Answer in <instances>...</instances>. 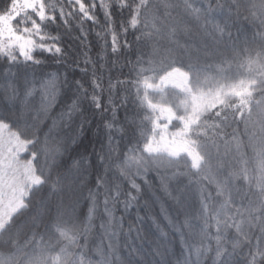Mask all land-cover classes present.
Instances as JSON below:
<instances>
[{
    "label": "snow or ice",
    "instance_id": "obj_1",
    "mask_svg": "<svg viewBox=\"0 0 264 264\" xmlns=\"http://www.w3.org/2000/svg\"><path fill=\"white\" fill-rule=\"evenodd\" d=\"M96 7V0H66L59 6L49 4L46 0H0V101L12 107L19 104L16 111L0 110V245L8 248L4 258L0 259V264H88L73 251V246L81 235L80 229L75 223L71 227L66 226L72 221L75 204L64 209L56 218L59 236L67 241L57 256L49 255L50 250L54 251L50 244L40 246L38 250L33 249L30 253L24 252L25 247L35 244L36 233H33L32 240H26L23 245L13 238V234L18 236L20 232L17 222L31 211L33 197L49 187L53 170L62 169L57 173L56 183L50 185L52 189L60 190L57 185H62L63 180H81L89 167L88 158L84 156H69L65 160L63 157L67 148L63 145L51 146L48 134L41 140L34 130L38 127L36 120L29 123L26 113L30 111V100L34 98L37 84L52 99L61 94V90L67 96L62 117L66 116L69 120L77 116L83 117L85 102L94 109V115L99 113L103 128L107 131V146L110 151L116 150L113 145L119 147L115 135L126 134L125 125L132 129L133 139L136 140V144L130 146L122 160L115 165L118 175L111 181L107 171L105 175L97 176V191L89 190L92 206L86 219L95 210L100 195L104 196V209L109 216L112 215L108 207L110 200L116 201L124 195V207L127 209L137 199L131 191L123 192L118 180H127L131 189L138 193L139 185L133 176H146L149 171H155L165 188V182L175 180L179 184L181 177H187L188 183L183 189L176 188L178 195L173 199L179 209H185L187 198H197V214L204 220L200 235L202 239L209 241L195 250L194 264H208L209 260L210 264H264V141L258 151L259 196L255 201L250 200L243 211H233L231 207L236 195L241 194L232 180L241 173H233L226 180L220 181L215 196L203 187V180L208 177L199 178L206 170L211 172L207 152L209 141L214 142L222 131V125L234 119L237 113L244 117L245 112L250 111L249 105L253 102L257 89L264 96V31L258 33L259 47L247 49L250 68L247 78L237 82H210V78L202 75L203 70L197 64L191 61L185 63L179 56L173 57V48L166 50L167 55L161 58L158 67L153 66V59L147 61V68L137 69L134 64L135 79H117L113 82L109 78L106 89L93 70L91 93L81 80L70 79L67 74L62 79L57 72L45 74L48 79H29V69L33 70L34 77V70L44 67L49 59L57 64L66 62L63 35L59 31L56 34L50 31L54 25L59 27L57 20H64L66 24V17L79 16L82 22L91 20L96 23ZM99 7L104 11L107 25L102 36L97 34L104 41L102 51L106 52L109 47L108 36L111 37L112 54L118 55L123 49L132 47L126 38L134 35L133 43L141 52L137 57V64L144 63L142 57L145 53L139 46H146L148 40H154L158 35H164L177 50L185 48L177 37L181 25L188 20L195 21L206 35L218 40H223L225 35L231 38L226 30L233 20L241 17L253 23L259 22L261 28H264V0H246L244 3L242 0H183L182 4L177 5L165 3L163 19L157 14L158 5L155 0H100ZM66 8L73 11H66ZM169 9H182L184 18L177 20L171 17ZM217 17L221 19L218 20ZM137 32L140 35L136 36ZM82 35L86 39L87 34ZM159 54L157 42L147 55L155 57ZM82 55L85 56L83 63L87 66L91 60L87 52ZM73 63L79 67L78 61L74 60ZM81 72L87 75V67L82 68ZM148 72H155L157 75L148 76ZM160 72L163 74L159 75ZM169 86L178 91L170 93L160 103H153L149 99L148 90L163 92ZM121 90L126 95L118 96ZM105 91L108 93L107 103L101 99ZM129 95L135 96L133 103L137 107L136 116L139 119L130 118L126 112L122 124L118 120V112L121 107L126 108ZM256 104L264 107V101H256ZM145 106L147 114L140 116V112L145 111ZM43 111L46 112L47 108H43ZM107 112L112 113L109 119H105ZM88 122L86 118L81 120L80 131H83ZM209 131L212 132L211 136ZM193 136L196 139H192ZM137 151L140 155L135 154ZM201 152L204 154L201 155ZM22 154L29 158L22 160ZM185 158L191 159L188 171L160 174L161 168H175ZM133 167L136 169L135 173H132ZM191 169H197V172H192ZM192 177L198 178L193 180ZM100 189H103L102 193ZM210 200H218L219 207L209 205L207 202ZM213 220L215 233L211 230ZM32 221L35 223L36 217H32ZM59 226L64 227L60 230ZM230 230H234L233 235H229ZM161 238H164V234H161ZM159 249L160 245L151 250L145 249L143 243L139 247L129 245L126 255L114 252V261L106 259L104 264H164L163 253ZM191 255L193 252L190 250L189 257L185 258L183 264H190ZM21 256L24 257L23 261ZM157 257L161 259L158 260Z\"/></svg>",
    "mask_w": 264,
    "mask_h": 264
},
{
    "label": "trees",
    "instance_id": "obj_2",
    "mask_svg": "<svg viewBox=\"0 0 264 264\" xmlns=\"http://www.w3.org/2000/svg\"><path fill=\"white\" fill-rule=\"evenodd\" d=\"M49 4L57 6L64 4L66 0H46ZM90 2V0H86ZM138 2V0H137ZM215 2V0H213ZM246 0H242V3ZM158 5V15L163 19L164 4L171 3L173 5L182 4L183 0H155ZM97 7L96 23L91 20L81 21L79 16L66 17L67 23L64 20L58 19L50 31L56 34L59 31L63 35L62 43L67 53L66 62L53 63L49 59L44 67H39L34 70L29 69V79L36 80L48 79L45 75L51 72L59 73L61 79L65 74L70 79L81 80L85 88L91 93L92 72L95 70L96 76L100 77L105 89L107 88L109 78L113 82L119 80L135 79L136 73L133 70V65L136 68L149 67L147 61L153 59L154 67L159 66L162 57L167 55V49L173 48L172 56L182 57L185 63L191 61L197 64L202 70V75L205 72L208 75H217L215 80L225 81V76L218 75L215 72L224 63L239 65L242 56H246L245 48H257L260 45L258 33L264 31L259 22L253 23L241 17L239 20H233L230 27L226 30L231 34V38L225 35L223 40L214 39L211 35H206L203 30L196 24L195 21L188 20L180 27L178 39L181 45L185 48L175 49L174 45L170 44L164 35H158L154 40H148L146 46L141 44L139 47L145 53L143 55V64H137V57L141 55L137 45L134 42L135 36H127V40L132 47L123 49L118 55L112 54L110 41L108 36L109 47L107 51H102L103 39L98 37L104 33L107 27L105 24L104 11L99 7L100 0H96ZM198 6V5H197ZM66 11H73L71 8H66ZM171 17L177 20L183 19L182 9H169ZM58 14V13H57ZM218 20L221 17H217ZM166 31V29H165ZM82 33H86V39ZM140 35L139 32L135 33ZM218 35V34H217ZM79 37V39H77ZM84 40V43H81ZM158 42L160 54L155 57H150L147 53L152 51L154 43ZM87 52L91 63L87 66L83 61L85 56L82 53ZM254 54V53H253ZM79 62V67L73 61ZM239 62V63H238ZM2 63V61H0ZM179 66V65H176ZM87 67V75L81 72L82 68ZM186 70V69H185ZM162 75L163 73H158ZM148 76H155L157 73L148 72ZM211 75V76H212ZM223 80V81H222ZM239 77L233 76L227 79V82H237ZM22 83V79H21ZM134 92V90H133ZM126 95L122 90L118 92V96ZM169 94H148L149 99L157 97L167 98ZM102 102L107 103L108 93L104 92ZM134 95H129L128 104L121 107L118 112V120L123 124L125 114L127 112L130 118L139 119L136 116L137 107L134 105ZM256 101H264V96L261 91H257L253 95V102L249 105L250 111L245 112V116L241 117L239 113L234 119H230L226 125H222V131L217 136L216 140L209 141L207 152L210 157L211 172L205 171L201 173L199 178L207 176L208 179L203 180V187L213 196L216 195L217 185L220 181L233 173H241V175L233 177L232 183L236 188L240 189L241 194L236 195L234 203L231 205L233 211L236 209L244 210L250 200L255 201L260 189L257 186V179L260 176L258 151L261 147V142L264 141V107L258 106ZM50 102V106H49ZM67 96L57 94L55 99L41 91L40 84L36 85L34 98L30 100V111L26 113L29 123L36 120L38 127L34 130L37 135L44 139L45 134H48L49 144L53 147L63 145L67 148L64 159L69 156L79 158L84 156L88 158L89 167L87 172L81 177V180L65 179L62 185H57L60 190L52 189L50 185L55 184L58 176V171L53 170L49 187H46L42 192L38 193L32 199L31 211L26 217H21L17 222L20 228L19 235L13 234L14 240L23 245L26 240L33 239L35 244L28 245L24 248L25 253H30L33 249L38 250L40 246L52 245L54 251L49 252L51 256H57L60 248L67 244L62 237L59 236L56 218L60 212L75 204V213L72 221L66 226L71 227L75 223L80 229L81 235L78 237V242L73 246V251L77 257H82L88 264H104L106 259L113 260V253L124 256L128 252L129 245L139 247L143 243L145 249L160 245V251L163 253L164 264H183L186 257H189L190 250L193 255L190 257V264H194L196 256L194 254L198 247L209 241L202 239L200 232L204 224V220L197 214L199 203L196 197L186 199L185 209H179L176 205L174 196L178 195L176 188L183 189L188 183L187 177H181L180 183L173 180L165 182L167 188L162 184L160 176L155 171H149L146 176H133L136 183L139 185V192L131 189L127 180H118L123 192L131 191L137 197L131 205L125 209V196L121 195L118 200L109 202L108 207L112 211L109 216L104 209V196L98 197V202L95 210L89 218H85L92 206V201L89 198V190L96 192V178L98 175H107L111 181L114 176L118 175L115 165L119 163L123 154L128 152V148L136 144L133 139L132 129L125 125L126 134L115 135L116 142L119 147L113 145L116 150L110 151L107 146V131L103 128V121L100 114L94 113V109L84 104V116H77L69 120L66 116L62 117L61 113L65 111ZM47 111H43V108ZM19 109V104L12 107L0 101V110L16 111ZM147 109L140 112V116L146 115ZM112 113H105V119L111 118ZM86 118L89 122L84 125L83 131H80L81 120ZM51 129V132L49 130ZM137 136L139 131H137ZM209 136L212 132L209 131ZM73 139L75 142H73ZM192 139H196L195 136ZM143 141L140 146L142 147ZM199 151V149H198ZM136 155H140L137 151ZM204 153L201 152V155ZM103 157V159H101ZM43 161V157L41 158ZM191 166L189 158L180 160L175 168H161V175H171L174 171H188ZM136 169L132 168V173ZM192 172H197V169H191ZM254 173L255 176L250 181L247 174ZM198 177H192L193 180ZM257 178V179H256ZM83 185V186H81ZM101 193L103 189L99 190ZM212 200L207 203L210 204ZM214 201V200H213ZM151 202V203H150ZM216 207H219V201L215 200ZM163 209V211H162ZM187 213V215H186ZM32 217H36L35 223ZM67 219V217H66ZM239 219V217H237ZM188 223H185V221ZM231 223V221H229ZM212 232L215 233V220L211 222ZM60 230L64 226H59ZM131 229V231H129ZM164 234V238H161ZM234 230L229 231V235H233ZM139 235V238H138ZM6 238V237H5ZM8 252L6 246L0 245V259ZM21 261L24 257H20ZM156 259H161L157 257ZM210 264V260L208 262Z\"/></svg>",
    "mask_w": 264,
    "mask_h": 264
},
{
    "label": "rangeland",
    "instance_id": "obj_3",
    "mask_svg": "<svg viewBox=\"0 0 264 264\" xmlns=\"http://www.w3.org/2000/svg\"><path fill=\"white\" fill-rule=\"evenodd\" d=\"M245 51H246V56H242V60L241 62L239 63V65H236V63L234 64H231V63H224V65L221 67H219L215 72L216 74L218 75H224L225 78L227 79H231L233 78V76H236V77H239V80H242V79H246L247 76H248V73L250 71V68H249V64H248V58H249V52L247 51V48H245ZM254 55V54H253ZM213 73H211L212 75ZM208 75L206 74L205 72L203 73V76H207L208 78H210V82H214L216 81V76L217 75ZM227 79H225V81H223L222 83H232V82H227ZM238 80V81H239ZM221 82V81H220ZM175 91H178L176 89H173L171 86L167 87L163 92H160L158 90H148V93L147 94H170L172 92H175ZM260 90L257 89L255 92H257ZM254 92V93H255ZM167 97V96H166ZM162 100L165 99L164 97L161 98ZM153 103H160L162 102V100H158L157 97H154L153 99H151ZM29 157L27 155H23L21 156V159L24 160V159H28ZM189 160L191 161V159L189 158ZM254 177H257L254 175V173H250V174H247V178L249 179L250 178V181L252 180V178ZM257 179V178H256ZM207 191V190H206ZM215 201V200H214ZM214 201L212 200L211 203L209 205H212V206H216V204L214 203ZM151 203V202H150ZM203 245H206L205 243Z\"/></svg>",
    "mask_w": 264,
    "mask_h": 264
}]
</instances>
